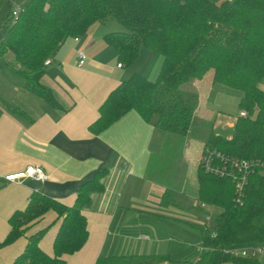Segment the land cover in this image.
Returning <instances> with one entry per match:
<instances>
[{"label":"crops","instance_id":"crops-1","mask_svg":"<svg viewBox=\"0 0 264 264\" xmlns=\"http://www.w3.org/2000/svg\"><path fill=\"white\" fill-rule=\"evenodd\" d=\"M12 4L0 0V23ZM102 25L94 24L80 42L68 39L48 58L53 63L45 65L41 82L60 108L31 93L25 79L23 101L4 104L0 99V264H14L29 237L45 229L39 247L55 257L64 218L49 211L23 237L2 246L11 232V217L27 209L34 193L73 207L82 185L103 171L104 190L93 193L82 211L87 242L80 251L64 255L65 264L181 262L199 253L207 218L222 212L200 201L197 175L210 134L222 136L219 124L235 127L238 120L209 106L217 87L229 88L214 84L212 76L189 84L198 95L193 122L202 136L192 137V126L184 139L164 134L136 111L95 134L90 127L109 95L135 74L156 81L164 62L156 52L142 49L131 67H119V53L105 43L110 31ZM79 51L88 56L83 67L78 66ZM29 166L42 167L48 180L15 178Z\"/></svg>","mask_w":264,"mask_h":264},{"label":"trees","instance_id":"trees-1","mask_svg":"<svg viewBox=\"0 0 264 264\" xmlns=\"http://www.w3.org/2000/svg\"><path fill=\"white\" fill-rule=\"evenodd\" d=\"M19 7L16 20L12 4L0 23V55L12 53L18 69L6 65L27 81L31 93L54 107L60 104L41 82L45 62L68 39L84 37L94 24L116 20L124 27L104 38L119 53L121 65L131 67L142 49L163 57L156 81L135 74L109 95L100 118L90 127L95 134L136 111L160 132L187 137L198 106V95L188 86L209 73L214 84L241 93L240 111L249 115L238 118L231 139L211 133L204 151L264 161V0H27ZM4 63L0 61V69ZM106 175L103 171L85 182L73 207L34 193L27 209L11 217V232L2 246L14 243L46 213L55 211L64 218L55 257L39 247L45 229L29 237L14 264H65L64 255L80 251L89 235L82 211L93 193L104 190ZM197 181L200 201L222 212L207 231L202 228L204 251L170 264H260L225 251L264 244V179L258 174L250 178L242 207L234 203L232 179L209 174L200 166Z\"/></svg>","mask_w":264,"mask_h":264},{"label":"built area","instance_id":"built-area-1","mask_svg":"<svg viewBox=\"0 0 264 264\" xmlns=\"http://www.w3.org/2000/svg\"><path fill=\"white\" fill-rule=\"evenodd\" d=\"M20 7L14 8L13 16L15 20L18 18ZM76 42H80L79 37L75 38ZM1 42V38H0ZM88 56L85 51L78 52V66L83 67L86 64ZM53 63L51 59L46 60L45 65L49 66ZM119 67H122L120 64ZM1 72V71H0ZM246 111L241 112L243 118L248 117ZM207 173L221 177L230 178L235 184V198L236 206H244L246 200V192L250 183V178L258 174L264 179V161L263 160H247L239 158H231L217 151L206 149L201 158L200 165ZM18 179L31 178L37 182H46L48 176L44 169L39 166H29L24 173L15 176ZM14 179V178H13ZM207 231L211 226V217L207 218ZM227 254L234 258L246 259L251 261H258L259 258H264V244H252L246 246H238L227 249ZM264 260V259H263Z\"/></svg>","mask_w":264,"mask_h":264},{"label":"rangeland","instance_id":"rangeland-1","mask_svg":"<svg viewBox=\"0 0 264 264\" xmlns=\"http://www.w3.org/2000/svg\"><path fill=\"white\" fill-rule=\"evenodd\" d=\"M24 0H13V8H18L19 4ZM11 9V8H10ZM114 29V30H113ZM102 30L106 31L109 30V33L114 32H123L125 29L124 27L116 20H110L108 23L102 25ZM147 50V49H144ZM5 59V60H4ZM0 61H4L5 63L1 66V76H0V99L1 101L11 103L14 101V98L18 100H24V92L21 91V89L24 86V80L21 77H17L16 74L12 72V70L6 65V63H10L12 66L18 69L17 62L12 54H8L5 57L0 55ZM206 76H211V74H207ZM205 76V77H206ZM208 78V77H207ZM264 87V85L262 86ZM188 89V88H187ZM240 93L238 91H234L231 89H224L223 87H217L216 91H214L211 95V98L209 100V106L210 108L216 110V112L220 111L224 113L225 116L237 119L239 116H241L240 111ZM5 104V103H4ZM223 123V122H221ZM219 124L218 128L221 132L220 134L225 137H229L234 134L235 127L233 125H230L229 122L224 123L223 125ZM197 127L192 125V137L196 136H202L200 133L197 132ZM184 139L185 137H179ZM207 142V141H206ZM206 144V143H205ZM199 249V252L203 251L204 246L199 245L197 246ZM264 258H259L258 262L260 264H264Z\"/></svg>","mask_w":264,"mask_h":264}]
</instances>
